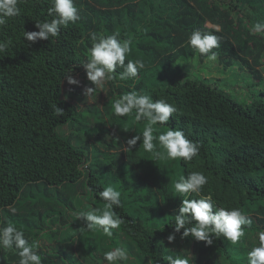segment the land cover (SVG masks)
<instances>
[{
    "label": "trees",
    "instance_id": "16d2710c",
    "mask_svg": "<svg viewBox=\"0 0 264 264\" xmlns=\"http://www.w3.org/2000/svg\"><path fill=\"white\" fill-rule=\"evenodd\" d=\"M74 3L81 19L49 40L31 43L22 34L38 31L36 20L54 18L49 15L50 0H21V15L0 29V40L13 42L0 57V226L12 222L29 242L44 237L52 242L58 232L71 230L65 245L39 243L42 264H108L103 256L113 247L128 253L129 259L119 264H165V255L182 250L193 256V264H247V253L259 245L258 233L264 231V32L250 31L254 24L264 23V0ZM194 30L220 37V47L212 50L215 60L199 56L187 45ZM93 32L132 41L125 63L143 62L138 88L154 102L165 99L178 109L167 124L152 126L153 135L168 128L183 131L200 145L191 161L155 160L142 141L131 151L106 143L104 150L115 151V160L94 170L91 164L100 162L102 146L86 142L75 147L57 134L58 125L76 118V107L61 99V89L68 75L78 81L86 78L81 64L86 62ZM202 68L242 75L251 100L241 103L217 83L196 78ZM74 90L80 92L77 85ZM119 93L124 94L121 89ZM54 105L63 116L55 115ZM137 125L142 134L147 121ZM70 127L79 130L74 124ZM95 138L104 140L100 134ZM154 143L160 149L158 139ZM193 171L208 178L202 195L210 194L217 207L238 208L251 219L238 243L220 237L205 245L182 240L179 233L172 243L167 241L181 199L198 198L182 197L174 189L181 176ZM112 181L123 192L114 211L124 223L112 230V237L99 229L84 230L86 225L76 214L102 210L106 202L98 193ZM18 260L14 252L0 250V264Z\"/></svg>",
    "mask_w": 264,
    "mask_h": 264
},
{
    "label": "clouds",
    "instance_id": "9594fccd",
    "mask_svg": "<svg viewBox=\"0 0 264 264\" xmlns=\"http://www.w3.org/2000/svg\"><path fill=\"white\" fill-rule=\"evenodd\" d=\"M50 2L49 15L54 18L50 21L36 20L35 27L38 31L23 32L24 40L31 43L49 40L50 37L59 36L62 27L75 24L81 19L74 0H50ZM20 3L21 0H0V29L7 25L11 18L21 15L22 10L18 6ZM250 31L264 32V23L254 24ZM90 43L86 62L81 65L87 80L93 86L115 80L118 67L123 69L119 73L120 80L136 78L139 70L144 68L140 60H128L125 63L126 56L131 51V40H120L116 34L105 36L93 32L90 34ZM187 45L199 56H207V59L211 61L216 59L217 53L212 50L220 47V37L194 30L187 38ZM12 46L11 39L0 40V57L4 56ZM176 64L181 63L178 61ZM66 78L69 85L79 84V81L70 75ZM94 92V87H87L83 94ZM53 108L56 116L64 115L63 110L56 105ZM112 108L116 116L126 117L134 113V122L147 121V127L142 134L135 135L126 141V147H124L126 151H131L137 142L142 140L143 149L152 153L155 160L182 158L184 161H191L199 154V143L187 138L181 130L168 128L158 137L153 135V125L167 124L169 118L178 111L174 104L166 102L165 99H156L154 102L148 94L130 91L115 98ZM157 139L160 149H157L154 143ZM207 183L208 178L199 171H193L186 177L181 176L174 183V189L180 196L195 194L198 198L181 199V206L174 216L173 232L167 236L169 243H172L176 239V234L179 233L182 240L191 238L197 242H204L205 245H212L213 239L220 237L236 244L245 235L246 228L251 226V219L240 209L217 207L210 194L202 195L203 186ZM98 196L106 202L103 209L80 211L76 214L77 219L84 221L86 225L84 230L99 229L105 236L112 237V230L119 229L124 223V220L114 211L115 207L121 205V191L117 186L109 184L98 193ZM258 241L259 245L247 253V264H264V231L258 233ZM38 249L39 242L37 240L29 242L24 231L18 229L12 222L9 221L6 226H0V250L18 255V264H42ZM192 257L187 250H182L179 254L165 255L163 259L165 264H193ZM103 259L108 264H119L128 260L129 256L124 248L113 247L112 250L104 253Z\"/></svg>",
    "mask_w": 264,
    "mask_h": 264
},
{
    "label": "rangeland",
    "instance_id": "374dc122",
    "mask_svg": "<svg viewBox=\"0 0 264 264\" xmlns=\"http://www.w3.org/2000/svg\"><path fill=\"white\" fill-rule=\"evenodd\" d=\"M137 48L138 44H136L132 50ZM195 76L196 78L204 81L209 80L217 83V85L226 90V92L233 99L241 103H247L251 100L252 95H250L248 90H244L245 88L242 84L243 82H246V80L242 78V75L240 74L233 73L225 75V73H221L215 69L202 68V70L197 72ZM116 77H119V73L117 71ZM72 78L77 80L78 77ZM140 78L141 76L138 74V76L133 79L120 80L116 78L113 81L94 86L91 85L86 78H80L79 84L77 85V87L80 88V92L76 93L74 90L76 89V85H69L67 80L61 89V99L71 102L76 107L77 115L75 119L58 125L56 127L57 134L61 138L68 140L75 147L82 148L86 142L92 144L93 146L96 144L98 147L102 146V150H99L98 152V160H100V162H94L91 164V169L96 170L97 167H107L115 160V151L108 153L104 150L106 143L112 147H116L117 150L120 145L122 147H126V141L128 139L135 135H140V127L133 120L134 113L126 117H119L114 114V110L112 108L114 99L123 95L119 93V89H121L124 94L130 91H136L138 94H143L142 87L138 88L137 84ZM209 78L213 79L210 80ZM156 86L158 85L156 84ZM87 87H94L95 92L84 95V90ZM71 124H74L76 127L78 126L79 130L72 129L70 127ZM86 127L89 128L88 134L85 132ZM96 134H100L104 140L95 138ZM101 178L103 181H106L108 177L103 173L101 174ZM109 184L117 186L118 190L121 191V188L116 181L107 182L105 185L108 186ZM123 197V192L121 191V198ZM80 198L84 200L85 196ZM57 224L51 226V228L54 230L57 229ZM70 231L71 230L67 233L69 234ZM47 233L49 235V231ZM68 234L58 232L55 238L52 239V242L49 241L50 238L44 237L39 241V243L43 246L50 247L56 246L57 244L65 245L69 241L70 234Z\"/></svg>",
    "mask_w": 264,
    "mask_h": 264
}]
</instances>
